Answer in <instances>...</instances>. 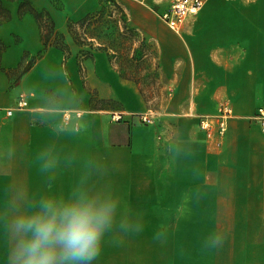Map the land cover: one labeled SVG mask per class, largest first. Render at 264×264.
Masks as SVG:
<instances>
[{"label":"crops","instance_id":"0c3cea01","mask_svg":"<svg viewBox=\"0 0 264 264\" xmlns=\"http://www.w3.org/2000/svg\"><path fill=\"white\" fill-rule=\"evenodd\" d=\"M21 2L50 19L47 47ZM121 3L157 42L169 78L152 124L80 111L89 97L67 25L99 10L100 0H0L7 15L0 20V264H9L14 246L7 218L49 197L81 194L116 200V215L138 235L160 231L191 252L210 247L211 264H264V130L256 119L264 107V0H203L179 31L133 0ZM59 34L67 53L53 44ZM140 104L125 101L129 109ZM222 105L231 109L226 131L208 136L199 122ZM215 233L225 236L220 247L210 244Z\"/></svg>","mask_w":264,"mask_h":264},{"label":"rangeland","instance_id":"374dc122","mask_svg":"<svg viewBox=\"0 0 264 264\" xmlns=\"http://www.w3.org/2000/svg\"><path fill=\"white\" fill-rule=\"evenodd\" d=\"M121 1L123 0H118L120 3ZM133 1L153 10L159 18L172 2V0ZM129 13L127 9L126 25L133 31L123 35V62L121 58L115 59L105 51L94 49V46L89 48L88 45L79 46L76 43L74 46L68 40L69 44L71 43L70 47L78 52L82 88L89 97L88 106L81 107L80 111L103 110L109 118L114 112L121 111L123 115L124 112H128L130 118H125L120 123L139 122L140 114L148 110L152 112L161 110L170 91L169 78L159 69L157 42L134 25ZM97 41L101 40H96L95 45L98 44ZM130 58L132 65L127 67L125 59ZM143 58L148 59V69L142 68L140 60ZM137 99L141 103L138 109L127 108L126 100L135 102ZM116 218V225L105 235L100 256L92 264H201L205 259L206 264H211L210 247L207 248V254L204 247L199 246L194 247V252H191L189 246L172 245L168 239L161 236L159 238L160 231H145L144 234L140 232V235L137 231H125L119 227L123 222V214L116 215Z\"/></svg>","mask_w":264,"mask_h":264},{"label":"clouds","instance_id":"9594fccd","mask_svg":"<svg viewBox=\"0 0 264 264\" xmlns=\"http://www.w3.org/2000/svg\"><path fill=\"white\" fill-rule=\"evenodd\" d=\"M116 210V200L85 194L61 201L49 197L36 210H18L5 222L14 241L9 264H92L117 223ZM119 227L126 231L129 225ZM209 241L220 247L225 236L215 233Z\"/></svg>","mask_w":264,"mask_h":264},{"label":"trees","instance_id":"16d2710c","mask_svg":"<svg viewBox=\"0 0 264 264\" xmlns=\"http://www.w3.org/2000/svg\"><path fill=\"white\" fill-rule=\"evenodd\" d=\"M24 11L32 13L36 18L41 29L43 45L47 47L50 44L49 40L53 32L50 19L46 14L33 10L28 2H21L19 5V12L22 13ZM2 12L0 11V20L7 17ZM125 14L126 10L123 4L117 0H100L99 10L87 14L77 22L69 23L67 25V33L74 44L76 43L79 46L88 45L89 48L94 46V49L105 51L106 54L115 59L121 58L123 62V35L133 31L126 25ZM75 30L77 31L75 32ZM96 40L101 41H97L98 44L95 45ZM53 44L66 53L68 52L64 35H57L56 41ZM125 60L128 63L127 67H131V58ZM140 63L143 69H148L149 63L147 58L141 59ZM140 63L139 66H141ZM124 68L126 69V67ZM121 70L123 77V67Z\"/></svg>","mask_w":264,"mask_h":264},{"label":"built area","instance_id":"2783aa9c","mask_svg":"<svg viewBox=\"0 0 264 264\" xmlns=\"http://www.w3.org/2000/svg\"><path fill=\"white\" fill-rule=\"evenodd\" d=\"M144 1V0H140ZM203 6V0H172L169 6L161 13V20L167 25V27L173 31H179L185 19L189 15L197 14ZM27 106V101L23 95L19 96L17 101V108H25ZM12 111L10 109L6 110V115L10 116ZM76 116H79V112H74ZM71 112L65 111L63 113L64 121H68ZM231 115V109L228 105H222L219 107L217 113L213 117H204L200 120L199 126L206 135L210 136L212 130L216 131L220 136L226 131V120ZM112 121L120 122L123 120V113L114 112L112 114ZM140 122L144 124H152L154 120V114L151 110L146 113H142L138 116ZM256 119L264 130V107L258 109L256 113Z\"/></svg>","mask_w":264,"mask_h":264}]
</instances>
